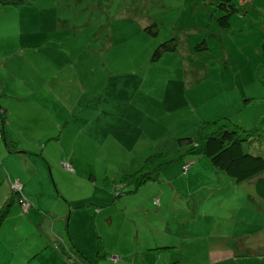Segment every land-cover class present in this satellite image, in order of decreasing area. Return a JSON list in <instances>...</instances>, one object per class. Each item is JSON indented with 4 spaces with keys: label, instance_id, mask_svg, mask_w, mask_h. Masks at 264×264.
Returning a JSON list of instances; mask_svg holds the SVG:
<instances>
[{
    "label": "rangeland",
    "instance_id": "1",
    "mask_svg": "<svg viewBox=\"0 0 264 264\" xmlns=\"http://www.w3.org/2000/svg\"><path fill=\"white\" fill-rule=\"evenodd\" d=\"M216 1L0 0V264H264L252 182L178 142L219 119L264 157V0Z\"/></svg>",
    "mask_w": 264,
    "mask_h": 264
},
{
    "label": "trees",
    "instance_id": "2",
    "mask_svg": "<svg viewBox=\"0 0 264 264\" xmlns=\"http://www.w3.org/2000/svg\"><path fill=\"white\" fill-rule=\"evenodd\" d=\"M216 6L222 11L217 17V24L222 28L230 25V16L237 11L232 0H217ZM153 26L155 23L152 24ZM176 48L174 39L160 43L153 52L152 60L160 57L163 51H173ZM4 110L0 107V125L1 137H3ZM250 134L246 136L241 134V129L236 124H228L219 119L213 121H201L195 130L193 137L180 138L178 142L181 144L186 141L190 144V150L198 149V153L206 156L217 172L224 173L232 178L235 182L250 180L253 184L254 193L257 197L264 201V157L253 152L243 149V144L253 142ZM0 137V139H1ZM162 153H155L149 156L139 173H133L129 176H135L138 180L133 183L136 188L147 181L157 179L161 166H163ZM188 165L182 166V171L186 172ZM18 199L21 204L27 203L21 195V188L15 191L9 197V201L3 204L1 210L8 211V207Z\"/></svg>",
    "mask_w": 264,
    "mask_h": 264
},
{
    "label": "built area",
    "instance_id": "3",
    "mask_svg": "<svg viewBox=\"0 0 264 264\" xmlns=\"http://www.w3.org/2000/svg\"><path fill=\"white\" fill-rule=\"evenodd\" d=\"M0 130H1V125H0ZM0 137H1V133H0ZM14 185V189H17V190H19L20 188H21V185L19 184V182H15V183H13ZM22 205H24V206H26L27 205V203L26 202H24Z\"/></svg>",
    "mask_w": 264,
    "mask_h": 264
}]
</instances>
